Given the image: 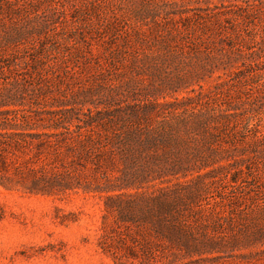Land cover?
Wrapping results in <instances>:
<instances>
[{
	"label": "rangeland",
	"instance_id": "374dc122",
	"mask_svg": "<svg viewBox=\"0 0 264 264\" xmlns=\"http://www.w3.org/2000/svg\"><path fill=\"white\" fill-rule=\"evenodd\" d=\"M220 92L264 135V0H0V264H264V150L203 134ZM155 197L187 246L134 219Z\"/></svg>",
	"mask_w": 264,
	"mask_h": 264
},
{
	"label": "trees",
	"instance_id": "16d2710c",
	"mask_svg": "<svg viewBox=\"0 0 264 264\" xmlns=\"http://www.w3.org/2000/svg\"><path fill=\"white\" fill-rule=\"evenodd\" d=\"M217 100L220 99L221 107L218 109L217 114H213L211 117L213 118L214 124L212 125L213 132L209 133L210 128L208 126V119L204 117L203 126V134H235L234 137L226 136V140H221V143L227 147L230 146H238L237 138L238 135L243 134H252L250 137V148L254 151L256 150H264V135L255 129V125L251 118L243 117L240 118L235 113V109L233 106H229L228 104L224 106V103H227L230 100H235L234 96H232L229 92L219 93ZM207 114V113H205ZM209 115V114H208ZM207 122V123H206ZM26 137V134H0V143L1 140H8L14 142V147L18 148L22 144L25 143L23 139ZM159 138L156 140V138ZM231 142H226V141ZM155 141H159V143L164 144L163 138L159 134H154L152 137H146L147 146L155 147ZM165 145V144H164ZM166 154H168L166 152ZM157 155V154H156ZM158 156V155H157ZM161 157L154 156L153 159H160ZM255 170V169H254ZM259 171L257 169L254 171L253 180L258 179ZM148 204H151L150 206ZM145 206H134L132 208L137 209L139 211L137 216H134V219L141 221L142 223H149L152 227L153 234L159 238L164 240L168 245L179 248L181 245L187 246V233L183 225L179 222V219L174 217L171 213V207L168 205L166 201L161 199V197H155L150 200V202ZM146 209L148 212H146ZM186 243V244H185Z\"/></svg>",
	"mask_w": 264,
	"mask_h": 264
}]
</instances>
